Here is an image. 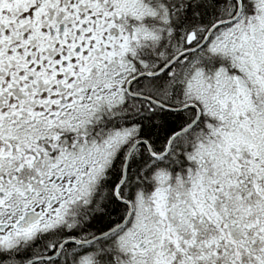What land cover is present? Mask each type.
I'll use <instances>...</instances> for the list:
<instances>
[{"label": "snow or ice", "instance_id": "1", "mask_svg": "<svg viewBox=\"0 0 264 264\" xmlns=\"http://www.w3.org/2000/svg\"><path fill=\"white\" fill-rule=\"evenodd\" d=\"M0 264H264V0H0Z\"/></svg>", "mask_w": 264, "mask_h": 264}]
</instances>
